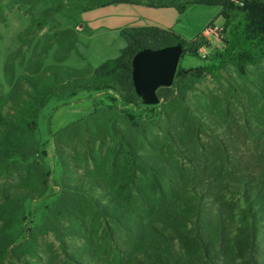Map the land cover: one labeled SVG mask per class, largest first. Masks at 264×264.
I'll return each mask as SVG.
<instances>
[{"label": "trees", "instance_id": "1", "mask_svg": "<svg viewBox=\"0 0 264 264\" xmlns=\"http://www.w3.org/2000/svg\"><path fill=\"white\" fill-rule=\"evenodd\" d=\"M42 1L16 3L32 9ZM116 3L141 2L111 0L99 7ZM145 4L172 7L180 15L193 6H219L223 19V48L209 59L212 65L192 71L178 68L172 86L157 90L163 126H156L157 107L143 106L135 93L132 59L142 50L180 45L181 57L205 61L198 54L203 34L186 41L172 30L124 28L120 56L95 69L59 64L29 74L26 69L6 97L0 86V173L8 174L19 164L26 171L34 169L45 187L47 175L39 160L44 149L34 138L39 112L53 97L108 93L113 105L105 113L114 116V110L122 111L121 127L112 122L108 129L111 121L100 127L97 116L102 111L97 108L54 137L61 166L86 173L78 177L79 183L65 187L61 202L50 210L53 215L44 221L41 234L52 235L59 245L54 255L47 251L44 264H264V79L255 83L258 94L246 96L235 83L225 81L223 97H205L210 107L201 110L186 105L184 86L204 75L222 80L220 71L226 65L245 79L247 68L264 64V7L253 2L235 7L221 0H195L184 7L174 0ZM50 11L45 10L39 21L32 20L18 38L20 47L8 54L3 72L10 85L16 54L25 46L22 36L33 35ZM138 114L142 115L137 121ZM154 127L160 130L158 146L147 137ZM70 133L80 148L74 155L60 147ZM30 194L29 189L2 192L0 251L6 257L13 246L6 230ZM75 199H82L93 213L69 207ZM66 239L81 244L70 247ZM30 241L36 251L38 236L32 235ZM16 261L29 264L19 257Z\"/></svg>", "mask_w": 264, "mask_h": 264}, {"label": "rangeland", "instance_id": "2", "mask_svg": "<svg viewBox=\"0 0 264 264\" xmlns=\"http://www.w3.org/2000/svg\"><path fill=\"white\" fill-rule=\"evenodd\" d=\"M111 0H43L34 8L28 5L16 3V0H0V86L1 94L6 97L12 90L18 77L50 65H64L79 69L77 67L89 64L91 69L97 68L103 61L115 59L120 56L125 42L118 33L117 38H108V35L94 37L84 35L85 31L81 24V14L99 8L101 3ZM145 2L146 0H137ZM195 0H174L180 7H184L187 2ZM233 3L235 7H243L244 3L253 2L255 5L264 7V0H221ZM263 4V5H262ZM51 9L46 19L38 24L33 35L22 36L25 46L16 54L14 66V79L11 83L6 82L3 67L9 53L20 47L18 38L27 29L32 20L39 21L45 10ZM221 8L219 6H193L190 7L184 19L179 24V31L187 41L192 40L197 34L206 27L208 34H203V47L199 49V57L205 61H200L194 57H181L177 69L192 71L201 67L212 65L209 59L217 57L223 48L222 26H217L223 19L219 16ZM213 23V24H210ZM210 24V25H209ZM81 25V29H77ZM209 25V26H208ZM205 29V31H206ZM215 29V30H214ZM64 62V63H63ZM222 80L214 79L209 75H204L196 82L186 83L185 103L190 108L204 109L210 107L205 97H223L222 91L226 88V82H233L237 86L239 93L247 95L258 94L255 90V83H261L264 79V64L258 69L247 68V77L238 78L235 69L231 65H226L220 71ZM31 75V74H30ZM226 81V82H225ZM113 96L101 93L75 92V94L53 97L47 105L39 112L37 119V131L34 138L44 149L43 155L39 158L41 165L47 175L45 187L42 179L38 177L34 169L26 171L19 164L9 168L8 174L0 173V202L2 192L13 193L18 190L29 189L32 194L24 200L22 208L19 210L16 221L6 230V233L13 239V246L7 249V257L0 251V260L4 264H18L16 258L25 259L29 264H44L49 259L47 251L53 253L57 251L58 243L52 235H42L46 218L53 215L52 207L58 206L61 202V195L66 186L79 183L78 177L83 176L86 170H76L71 165L63 168L56 155L53 146L54 137L59 130L67 125L86 119L95 109L102 111L97 117L99 126L108 129L114 122L116 127H121L120 121L123 119L122 111H113L115 115L105 113V109L113 105ZM140 99V98H139ZM141 100V99H140ZM142 102V100H141ZM245 105L249 104V99L244 100ZM117 103V100L115 101ZM151 106L158 110L156 119L157 127L163 126L164 114L162 102ZM160 107V109L158 108ZM142 113V112H139ZM140 115L135 116V120H140ZM152 116H148L150 119ZM109 120V121H108ZM108 121V122H106ZM160 130L152 128L149 138L150 143L158 146L159 140L156 139ZM65 153L74 155V150L80 149L73 140V134L62 138ZM76 148V149H75ZM149 150V149H148ZM79 151V150H78ZM161 156L160 153H156ZM177 162H183L179 157H175ZM72 163V161H69ZM21 167V168H20ZM69 207L79 206L80 212L93 213L92 208H87L86 203L80 199L70 200ZM60 208V207H59ZM79 215V214H78ZM66 226L70 219L66 220ZM1 225V224H0ZM32 235L38 236V247L36 251L31 245ZM70 247L80 245L79 240L66 239ZM12 248V249H11ZM14 248V249H13ZM14 250V251H13Z\"/></svg>", "mask_w": 264, "mask_h": 264}, {"label": "crops", "instance_id": "3", "mask_svg": "<svg viewBox=\"0 0 264 264\" xmlns=\"http://www.w3.org/2000/svg\"><path fill=\"white\" fill-rule=\"evenodd\" d=\"M148 1L150 0H146L145 2L138 4H109L81 14V24L83 25L85 31H87L83 32L84 35L89 38V35L102 37V34H106L108 35V38H117L118 33H120V31L124 28H159L163 30H172L180 38L186 40L183 34L179 31V24L181 20L185 18L188 10H186L184 14L180 15L179 12L172 7H150L145 4ZM222 25L223 21L217 26L221 27ZM206 27L201 31L202 34L204 33ZM64 65L67 66L66 64ZM85 67H89V64H85L84 66L77 68L82 69Z\"/></svg>", "mask_w": 264, "mask_h": 264}, {"label": "water", "instance_id": "4", "mask_svg": "<svg viewBox=\"0 0 264 264\" xmlns=\"http://www.w3.org/2000/svg\"><path fill=\"white\" fill-rule=\"evenodd\" d=\"M79 25L77 29H81ZM182 56V47L174 45L158 50H142L132 59V82L136 95L144 105H156V92L171 87ZM160 109V107H158Z\"/></svg>", "mask_w": 264, "mask_h": 264}, {"label": "built area", "instance_id": "5", "mask_svg": "<svg viewBox=\"0 0 264 264\" xmlns=\"http://www.w3.org/2000/svg\"><path fill=\"white\" fill-rule=\"evenodd\" d=\"M214 30H215V29H214ZM208 32L211 33L212 31H207V29H206V31H204L203 34H208Z\"/></svg>", "mask_w": 264, "mask_h": 264}]
</instances>
